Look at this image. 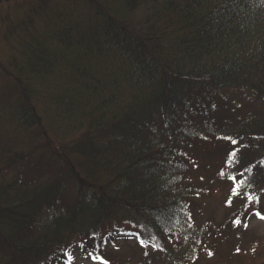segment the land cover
<instances>
[{
	"label": "trees",
	"instance_id": "trees-1",
	"mask_svg": "<svg viewBox=\"0 0 264 264\" xmlns=\"http://www.w3.org/2000/svg\"><path fill=\"white\" fill-rule=\"evenodd\" d=\"M93 1L102 23L91 32L92 41L98 51L110 45L120 67L126 60L131 81L143 84L142 99L118 81L126 71L114 75V90L106 95L103 77L89 85L77 61L57 55L71 79L56 88L54 105L73 102L80 92L72 85L76 78L87 95L88 110L74 122L50 117L47 109L39 114L40 95L31 85L28 111L25 86L15 77L6 91L27 125L22 131L35 121L38 132L75 137L50 151L40 142L17 150L20 139L0 129V264H64L74 243L96 244L100 220L110 218L114 205L140 225L141 240L128 251H108L105 263L199 264L210 241L235 231L242 212L264 196V0ZM135 12L138 21L131 18ZM75 25L58 24L54 47L92 49L84 28ZM201 131L234 141L220 148L228 156L223 178L248 196L239 204L229 196L219 221L206 218L196 228V196L181 174L189 160L183 147ZM222 257L211 264H239Z\"/></svg>",
	"mask_w": 264,
	"mask_h": 264
},
{
	"label": "rangeland",
	"instance_id": "rangeland-1",
	"mask_svg": "<svg viewBox=\"0 0 264 264\" xmlns=\"http://www.w3.org/2000/svg\"><path fill=\"white\" fill-rule=\"evenodd\" d=\"M96 3L93 0H0V111L3 112L0 114V129L7 128L10 134H13L18 140L20 139L21 143L17 144L19 147H15V149L25 150L28 143L29 146H33L40 142L43 143L44 148H48L50 151V149L57 148L59 144L64 145L65 140L75 137L74 134L70 136L68 133L65 135L61 132L58 134L52 131L38 132L40 125L36 124L35 121L30 122L27 129L22 131L27 125H24L20 119L6 91L14 87L15 77L21 80L22 86H25L23 97L28 100V102L25 101L28 111L29 98L32 99V96L29 95V85L37 89L40 95V101L35 102L39 114H43V112L45 114L47 109L50 117L69 116L75 122L78 121L82 112L88 110L84 106L86 103L84 101L85 92L81 90V87L79 88L77 78L75 83L72 81V85L76 86L80 92L74 94L73 102L68 99L67 102H63L59 106L54 105L53 99L56 88L64 87L68 79H71L64 67H58L54 60L57 55L65 59L66 63L77 61L76 64L86 71L80 70L78 74H86L85 79L89 85L97 83L96 77H103L104 81L100 87L105 90L103 92L106 95L114 90L112 87L114 75L126 71L124 75L119 76L118 81L123 87L127 83L132 86L129 95L138 91L139 98L142 97L143 84L142 82L136 84L131 81L127 75L128 64L126 60L125 64L120 67L119 55L113 53L110 45L107 44L105 47L99 48L98 51L94 41H92L91 32L97 31L95 29L97 23H102L95 14L96 9H98ZM97 11L98 14L99 9ZM137 12L131 18L138 21L140 16L135 15ZM99 15H102L101 12ZM128 19L130 17L126 20ZM61 21L73 24L75 28L77 26L75 24H80L79 26L84 28L82 32L86 39H89L88 44L92 49L85 51L82 47H73L68 51L54 47L56 43L53 37L57 36L58 24L62 23ZM100 54L102 55L99 56L101 61H98L97 58ZM59 68L60 71H56ZM39 69L40 71H38ZM45 70H50V74L45 73ZM95 98L94 96L90 99L94 100ZM69 106L72 108L71 110L68 109ZM65 107L67 109H64ZM85 117L88 118V115H85L84 119H86ZM40 124L47 126L43 115ZM48 126L55 131L50 124ZM198 134L200 135L199 138L194 139L193 142L190 139L191 141H188L187 146L183 147V156L189 160L186 162L188 166H186V171L181 174V177H186V180L192 185L189 195L197 197V199L195 197L194 202L199 209H196L198 213L193 224L196 228H199L196 224L203 221L205 223L206 218L219 221L224 208L229 205L227 201L229 196L238 197L240 202L237 204L245 202V198L248 196V193L242 191L239 185L231 183L227 177L223 178L228 166V156L223 155L220 148L223 149L225 145L231 147L234 145V141L230 140L226 144L222 141L221 136H216V133L213 132H210V135L207 134V131H201ZM47 135L51 142L45 145ZM29 150L31 149L29 148ZM36 151L33 154H36ZM58 154L55 153V155ZM70 192L68 198L71 199ZM28 193L30 194V190ZM21 194L22 190L20 191ZM189 195L187 194V196ZM261 195L242 212L241 223L236 224L238 225L236 228H234L235 225L232 226L235 231L229 229L220 234L216 242L210 241L207 249L203 252V260L199 264H211V261H216L214 259L222 256H229L231 259L237 260L239 264H264V196ZM72 196L74 199L73 194ZM124 211V209L114 205L110 218L105 216L100 220L95 235L96 244L80 247L79 243H74L70 249L71 254L69 252L70 256L64 264H107L102 259H95L94 257H104L103 255H106L108 251L117 252L120 247L121 251L131 249V245L141 240V229L140 225L132 218L133 216ZM257 212L261 215H257ZM80 237L85 238L87 236L85 234ZM230 241L234 242V246L230 244Z\"/></svg>",
	"mask_w": 264,
	"mask_h": 264
},
{
	"label": "snow or ice",
	"instance_id": "snow-or-ice-1",
	"mask_svg": "<svg viewBox=\"0 0 264 264\" xmlns=\"http://www.w3.org/2000/svg\"><path fill=\"white\" fill-rule=\"evenodd\" d=\"M233 180H235V177H233ZM249 199H252V197H249ZM255 211V209H254ZM257 215H261V213L257 212ZM237 223H239V221H236ZM141 243H144V241H141ZM95 259H103V257H94Z\"/></svg>",
	"mask_w": 264,
	"mask_h": 264
}]
</instances>
